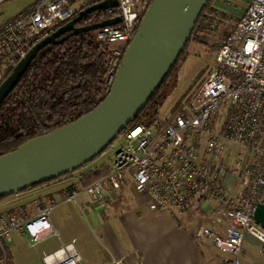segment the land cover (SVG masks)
Here are the masks:
<instances>
[{
  "label": "built area",
  "instance_id": "1",
  "mask_svg": "<svg viewBox=\"0 0 264 264\" xmlns=\"http://www.w3.org/2000/svg\"><path fill=\"white\" fill-rule=\"evenodd\" d=\"M9 1L0 0V7ZM106 1L113 0H36L1 21L0 84L34 45L81 11ZM116 1V6L104 8L107 16L99 22H119L93 30L111 51L106 95L153 0ZM218 14L216 9L206 16L202 35L220 28L223 18ZM118 138L122 142L110 173L82 189L91 201L105 205L109 193L128 185L140 203L156 211L183 214L209 204L217 222L227 218L224 234L202 225L197 236L224 252L220 264H241L248 234L263 253L264 227L254 213L264 203V0H251L218 40L213 69L176 114L151 125L133 124ZM82 190L71 189L66 199L76 202ZM55 204L45 196L33 201L31 213L0 212V264H8L15 233L29 246L58 235L49 220ZM43 262L81 264V257L72 241L45 254Z\"/></svg>",
  "mask_w": 264,
  "mask_h": 264
},
{
  "label": "water",
  "instance_id": "2",
  "mask_svg": "<svg viewBox=\"0 0 264 264\" xmlns=\"http://www.w3.org/2000/svg\"><path fill=\"white\" fill-rule=\"evenodd\" d=\"M208 0H153L130 42L108 94L91 111L54 131L0 155V198L61 177L104 152L144 109L189 43ZM106 1L81 11L26 54L0 84V105L37 53L67 34L93 31L119 22L80 26L88 13L116 6ZM255 220L264 227V203ZM264 254V249H263Z\"/></svg>",
  "mask_w": 264,
  "mask_h": 264
},
{
  "label": "crops",
  "instance_id": "3",
  "mask_svg": "<svg viewBox=\"0 0 264 264\" xmlns=\"http://www.w3.org/2000/svg\"><path fill=\"white\" fill-rule=\"evenodd\" d=\"M215 8L218 9L216 5ZM91 168L0 200V212L13 209L27 214L32 212L35 199L50 196L56 201L49 220L58 232V241L53 248L42 250L38 256L32 255L29 264H44L45 254L59 249L62 243L72 241L76 244L81 264H220L225 254L215 253L212 248L216 246L211 240L200 243L197 237L202 225L224 234L228 220L223 216L222 222H217L209 204L198 205L183 214L156 211L140 203L125 185L123 191L109 193L105 205H101L91 201L82 190L85 186L81 175ZM73 188L82 190L76 202L66 199ZM245 238L255 243L250 236ZM244 241L243 257L248 254L243 247ZM23 243L33 247L15 233L9 251Z\"/></svg>",
  "mask_w": 264,
  "mask_h": 264
},
{
  "label": "trees",
  "instance_id": "4",
  "mask_svg": "<svg viewBox=\"0 0 264 264\" xmlns=\"http://www.w3.org/2000/svg\"><path fill=\"white\" fill-rule=\"evenodd\" d=\"M216 1H207L190 41L205 43L204 34H201L203 23L206 16L216 10ZM106 16L104 9L91 12L81 19L79 25H90ZM67 35L37 53L0 105V155L73 122L91 111L106 96L111 54L109 45L98 40L95 31ZM188 44L160 87L128 127L136 123L151 125L160 117L163 101L171 93L170 80L177 76L181 62L188 54ZM195 91L183 95L177 101L172 109L173 114L181 109ZM110 171L111 164L107 163L91 168L81 175L83 186L98 182Z\"/></svg>",
  "mask_w": 264,
  "mask_h": 264
},
{
  "label": "rangeland",
  "instance_id": "5",
  "mask_svg": "<svg viewBox=\"0 0 264 264\" xmlns=\"http://www.w3.org/2000/svg\"><path fill=\"white\" fill-rule=\"evenodd\" d=\"M34 1L36 0H11L5 3L0 7V21H5L17 15ZM249 2L250 0H217L215 2V5L218 7L219 18H223L220 24L221 26L218 30L214 31L204 30L203 39L206 40L205 43L196 40L189 42L187 48L188 54L181 62L177 76L170 80L171 93L163 101L159 118H171V116L174 115L172 109L177 101L183 95L191 94L199 88L204 78L211 69H213L218 50V40L223 34L228 33L229 30L232 29L230 25L234 20L236 21V19L239 18ZM121 142V139H116L104 153L98 155L93 161L59 178L65 179L72 173L84 171L87 167H95L102 163L111 164L114 159L115 151ZM247 236H250L255 243H251L248 238H245L243 247L244 250L248 251V254L245 257H240V263L264 264V256L259 250L258 240L250 234ZM197 237L200 243H204L208 240V238L205 237ZM57 241V235H52L31 248L25 243L18 245L13 248L12 251H9L8 264H29V259L32 255L38 256L42 253V250L53 248ZM212 250L217 254H220V252L224 254V252L217 247H213Z\"/></svg>",
  "mask_w": 264,
  "mask_h": 264
}]
</instances>
